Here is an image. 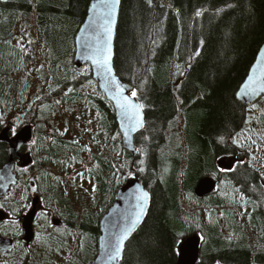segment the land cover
Instances as JSON below:
<instances>
[{"label": "trees", "instance_id": "obj_1", "mask_svg": "<svg viewBox=\"0 0 264 264\" xmlns=\"http://www.w3.org/2000/svg\"><path fill=\"white\" fill-rule=\"evenodd\" d=\"M92 1L0 0V75L5 73L0 77V106L13 109L21 103L35 133L33 163L19 186L27 180L24 196L39 192L44 208L50 205L67 229L40 230L36 239L69 233L80 241L89 233L97 253L95 215L107 211L128 171L134 170L151 201L119 264H176L181 241L195 234L201 238L197 264H264V250L252 245L253 236L232 222L230 212L224 214L239 240L227 241L222 234L214 215L227 209L225 199L216 193L203 200L193 195L200 178L213 176L239 188L253 207H261L249 188L261 176L234 140L248 123L251 107L237 101L236 93L264 45V0H122L114 70L136 91L145 115L133 155L122 148L113 108L89 68L79 71L72 65L71 28L74 36ZM19 40L32 41L33 58L24 55ZM29 61L37 66L35 75L27 70ZM23 81L29 87H18ZM36 89H42L38 99L33 98ZM58 118L81 131L80 143L47 134ZM87 121L94 128L99 124L101 131H90ZM109 127L116 132L110 134ZM223 157H237L232 172L216 169V160ZM6 161L7 147L0 144V166ZM65 162L73 172H83L73 189L76 202L60 196ZM81 181L91 183L89 206ZM250 231L264 233V228L257 224ZM35 248H30L33 264Z\"/></svg>", "mask_w": 264, "mask_h": 264}, {"label": "rangeland", "instance_id": "obj_2", "mask_svg": "<svg viewBox=\"0 0 264 264\" xmlns=\"http://www.w3.org/2000/svg\"><path fill=\"white\" fill-rule=\"evenodd\" d=\"M71 31L72 32H70L69 35V46L70 44H72L74 28H71ZM19 42V47L23 51L24 55H28L30 58H33L36 49L32 46V41L19 40ZM17 44L19 43L17 42ZM42 64L43 66L41 67H43L44 70L48 71L49 66H47L44 61H42ZM27 70L35 75L37 66L29 61V67L27 68ZM4 74L5 73H2L0 75L1 79L5 77ZM21 86L29 87L26 81L20 82V85L18 87ZM42 89H45V86L42 87ZM41 91L36 89L33 98L36 97V99H38V97H40ZM15 106V109H12V107L0 106V126L2 129L9 127L11 129L18 130L26 124L33 125V121H31L32 117L27 115V110L20 111L21 103H18V105ZM55 123L56 127H54L53 129H47V134H58L64 138L80 143L81 140L79 138H81V136L79 137V135L82 133L77 127L71 126L70 128L66 124V122L64 120H61L60 118L55 120ZM86 123L89 125L90 131H96L97 133L101 131L102 127L99 126V124H97L96 128H94L90 126L89 121H87ZM109 130L112 131L110 134H114V132H116L110 127ZM47 136L48 138L50 137V135ZM234 141H236L235 143L240 149H243L245 151L244 154L246 155V158L248 160L247 163H249V165L257 170L262 176V179H264V100L260 104L255 106V108H253V106L250 108L247 126L245 130L241 132L237 136V138H235ZM33 149V144L27 147V150H29L31 154L33 152ZM230 159L234 166L237 162L236 158L231 157ZM76 173L78 177L74 180ZM128 173L129 178L134 177V170H130V172L128 171ZM220 173L222 172L220 171ZM78 174L79 171L73 172L71 164L69 165V163L65 162V167L63 168V170H61L60 175L59 191L61 198H64L65 200L72 199L74 202L77 201V195L75 194L73 189L75 185H77V180H80L81 178V176ZM21 177L22 176H20V178ZM25 178L26 177L24 176V179ZM26 183L27 180H25L20 187H15L12 190V195L9 198H6V200L4 199L5 203L3 204H5L9 209H12L13 213L15 214H13L11 219L8 220V222L10 223L9 226L7 223V226L9 228L12 227L14 231L20 228L18 224V217L21 216V214L18 215L19 209L25 208V211H27L30 206L31 200L35 197V195L40 196L39 192L37 193L34 190H31L29 194L26 193L24 196L23 193ZM80 184L82 189L86 192V205L89 206L93 202L91 183L87 181H81ZM262 192L264 195V190ZM216 194L229 203L226 207L227 209H218L215 211L216 215H214L216 220L221 223L222 234L226 237V240L230 242H236L239 240V234L237 232H234L233 228H231V225L229 224L228 218L224 214V212H230L232 214V222L237 227H243L244 229H246L248 234L250 233V235L253 236L252 238L254 241L252 245H257L259 248H262L264 250V247L262 245L263 241L260 240V238H262L261 233L257 231L252 233V231H250L255 225L264 224V214L258 212V206L256 208L251 207L249 205V202L246 201L241 192L234 185L226 181L222 183L220 182ZM103 196L105 195H102L101 197ZM28 197H30V200L28 199ZM28 200L29 204L26 203V201ZM15 203L20 204L19 206L13 207ZM259 204H262V212L264 213V200H259ZM15 208L19 209L15 210ZM102 213L103 209L95 215L98 220L100 219ZM55 219H58L61 222V225L59 227L53 225V221ZM62 226H64V221L58 216L57 213H55L54 209H51L50 205H48V208L45 207L43 211L39 213L35 221V236L37 235V233L40 234L44 231L47 232L50 229H57ZM64 229L67 230L65 226ZM40 230H43V232H39ZM12 233L14 236L17 235L14 232ZM93 238L95 239L94 236ZM33 243L34 244H31L30 248H32L33 245L37 246V248H35V250H37V255L35 256L34 264H91L96 256V253L94 252V242L89 233L87 234V238L85 237L80 241H77V237L69 233H57L48 235L42 234L41 238L36 239V242ZM30 248L19 249L17 253L11 256L12 261L22 262L25 256V262L26 260L30 259V262H28V264H33Z\"/></svg>", "mask_w": 264, "mask_h": 264}, {"label": "water", "instance_id": "obj_3", "mask_svg": "<svg viewBox=\"0 0 264 264\" xmlns=\"http://www.w3.org/2000/svg\"><path fill=\"white\" fill-rule=\"evenodd\" d=\"M93 5H96L95 9H93ZM120 5L121 0L116 6L115 24L113 26L111 41V63L114 76L125 89L124 94L129 95L130 91H132L131 87L121 81L117 77L114 70L115 39L120 14ZM104 11L105 6L103 0H93L90 2L86 17L74 36V55L72 63L77 70L82 69L84 66H89L93 81L97 83L99 91L105 96L106 100L111 103L114 109L115 121L121 136L122 147L125 151L133 155L135 154V136L144 129V112L142 110L141 113L143 118L142 127L134 132L129 133L128 135H125L122 130L120 114L115 108L114 102L110 99L109 93L105 91V82L103 76L97 74L95 66L92 64V61L88 59V57L93 54V50L97 43V35L99 34L101 39L104 38L103 29L101 27L104 23ZM262 72H264V45L259 50L255 61L237 94L238 100L243 104L252 105L264 96V93H258L257 95L252 96L244 92V85L248 83L249 77L255 75L257 78H260ZM133 99L135 103L140 104L136 98ZM8 132L9 129H5L0 133V143H5L8 145V161L0 168V197L7 196L10 188L17 184V177L16 174H14V159H19V166L22 168H26L32 164V160L29 155L20 154L21 148L32 143L33 141L32 128L30 126H25L13 138L8 137ZM217 164L218 167L224 168L225 170L231 169V163L228 161H219ZM215 187L216 182L211 177L206 176L197 182L196 186L194 187L193 194L197 199L201 200L204 197L213 194L215 192ZM145 192L148 194V200L146 204L142 199H138V197H140L141 194ZM150 201L151 198L149 192L144 188L143 183L137 178L127 180L123 186L118 188L115 194V201L113 205L99 221L100 234L97 243L98 251L91 264H119L121 262L126 244L141 227L147 216L150 207ZM37 204L38 198L36 197L33 200V210L23 217L22 228L24 230V240L27 243H30L33 239L32 224L35 217V207ZM137 205L143 207L144 214L140 217V222L129 233L128 238L124 241L120 256L113 259L110 256V253H112L115 249L117 237H119L124 232V230L130 226L131 221L135 218V214L140 210ZM2 218L3 217H0V220H2ZM53 224L56 226L60 225L59 221L57 220H54ZM200 244V238L197 235L189 236L183 240L178 247L179 254L176 264H197L199 260ZM12 248L13 242L11 240H3L0 238V251L9 252Z\"/></svg>", "mask_w": 264, "mask_h": 264}, {"label": "snow or ice", "instance_id": "obj_4", "mask_svg": "<svg viewBox=\"0 0 264 264\" xmlns=\"http://www.w3.org/2000/svg\"><path fill=\"white\" fill-rule=\"evenodd\" d=\"M119 2L120 0H103L105 11L103 14L104 23L101 27L103 29L104 38L101 39V36L99 34L97 35L96 46L93 50V54L89 56L88 59L92 61L97 74L103 76L105 82V91L109 93L110 99L114 102V106L120 114L122 130L124 134L128 135L129 133L134 132L142 127L143 118L141 113L144 105L134 102L133 98H135L137 95L135 90L130 91L129 95H125L124 87L119 83L113 74L111 63V41L113 26L115 24L116 6L119 4ZM148 2L151 4V0H148ZM92 7L95 9L96 5H93ZM196 15L200 16L201 12L197 11ZM176 67L179 70L181 66L176 65ZM244 92L252 96L257 95L258 93H264V72L261 73L260 78H257L255 75L250 76L248 83L244 85ZM57 103H59V101H57ZM253 108H255V105H253ZM141 171H143V169H141ZM78 175L81 177L83 176L82 173H79ZM138 199H142L146 204L148 200V194L146 192L142 193ZM137 207L140 210L135 214V218L131 221L130 226L126 228L119 237H117L115 249L112 253H110V256L113 259L120 256L124 241L128 238L129 233L140 222V217L144 214L143 207L140 205H137Z\"/></svg>", "mask_w": 264, "mask_h": 264}, {"label": "flooded vegetation", "instance_id": "obj_5", "mask_svg": "<svg viewBox=\"0 0 264 264\" xmlns=\"http://www.w3.org/2000/svg\"><path fill=\"white\" fill-rule=\"evenodd\" d=\"M6 128H9V127H6ZM9 132H8V137L11 138L15 135L16 132H18V130H14V129H11L9 128ZM4 130V128L2 129L1 126H0V133ZM0 144H4L6 147L8 146L7 144L5 143H0ZM21 152H30L29 150H25L24 147L21 148ZM31 154V153H30ZM32 156L33 155H29V157L31 158L32 160ZM7 161H8V147H7ZM7 161L4 163L6 164ZM33 162V160H32ZM14 163H15V169H14V172L18 174V176L20 175V173L23 171V170H26V169H23L19 166V159L16 160L14 159ZM3 164V165H4ZM2 165V166H3ZM0 166V168L2 167ZM31 187H33V185H31ZM249 188H250V191L253 192L252 194V197L251 199L253 201H256L259 203V200L263 201L264 200V195H263V189H264V182L262 180H259L258 181V184L257 185H254V184H251L249 185ZM14 188H11V190L8 192V196L6 197H0V217H3L2 220H0V238H2L3 240H11L13 242V248L11 249V251L9 252H3V251H0V264H23L24 260H22V262H18V261H12L11 259V255H14L15 253H17L19 251V249L23 248L24 246L28 248V245L29 244H26L25 241H24V236H20L18 239L16 238H13L14 235L12 232L16 233L17 235L20 234V231L22 232V219L23 217L29 212V210L32 208V200H31V203H30V206L29 208L27 209V211H25V208H15V210H18V215L21 214V216L18 217V224L20 226V228H18L16 231H14L12 229V227H8L9 226V222L8 220L11 219L12 215L14 214L12 209H9L5 204L4 201L6 200V198H9L11 195H12V190ZM261 194V195H259ZM259 198V199H258ZM5 199V200H4ZM28 199L30 200V197H28ZM29 200L26 201V203L29 204ZM39 207V205L37 206V208ZM261 207H262V204H261ZM258 206V211H260L262 214H264L262 211H263V208H261ZM2 215V216H1ZM15 215V214H14ZM37 215H38V212H37ZM37 217V216H36ZM7 223H8V226H7ZM17 227V226H16ZM263 227H264V224H263ZM261 237L260 240L263 241V244H264V233H261Z\"/></svg>", "mask_w": 264, "mask_h": 264}, {"label": "bare ground", "instance_id": "obj_6", "mask_svg": "<svg viewBox=\"0 0 264 264\" xmlns=\"http://www.w3.org/2000/svg\"><path fill=\"white\" fill-rule=\"evenodd\" d=\"M121 3H122V0H121ZM120 8H121V5H120ZM262 46H263V45H262ZM260 49H261V48H260ZM260 49H259V50H260ZM258 52H259V51H258ZM257 54H258V53H257ZM256 56H257V55H256ZM254 61H255V60H254ZM253 63H254V62H253ZM252 65H253V64H252ZM250 68H251V67H250ZM249 70H250V69H249ZM247 75H248V74H247ZM245 79H246V78H245ZM244 81H245V80H244ZM242 84H243V83H242ZM242 84H241V85H242ZM240 87H241V86H240ZM240 87H239V89H240ZM239 89H238V91H237V93H236V100H237V101H239L238 98H237V94H238V92H239ZM239 102H240V101H239ZM240 103H242V102H240ZM236 161H237V160H236Z\"/></svg>", "mask_w": 264, "mask_h": 264}]
</instances>
